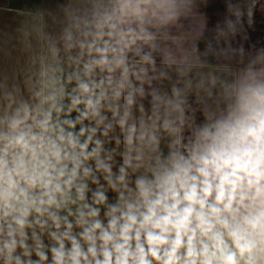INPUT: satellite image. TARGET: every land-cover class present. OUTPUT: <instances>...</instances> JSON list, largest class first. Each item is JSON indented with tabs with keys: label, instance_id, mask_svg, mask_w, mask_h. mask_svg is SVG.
<instances>
[{
	"label": "clouds",
	"instance_id": "clouds-1",
	"mask_svg": "<svg viewBox=\"0 0 264 264\" xmlns=\"http://www.w3.org/2000/svg\"><path fill=\"white\" fill-rule=\"evenodd\" d=\"M257 3L211 36L197 0L36 13L0 69V264H264V47L230 42Z\"/></svg>",
	"mask_w": 264,
	"mask_h": 264
},
{
	"label": "rangeland",
	"instance_id": "rangeland-1",
	"mask_svg": "<svg viewBox=\"0 0 264 264\" xmlns=\"http://www.w3.org/2000/svg\"><path fill=\"white\" fill-rule=\"evenodd\" d=\"M207 1L209 2V0ZM214 1L217 2L216 4L224 2V0H212V2ZM66 2L67 0H0V69L11 73L17 67L18 62H23L24 56L20 52L21 45L19 41L23 38V32L30 31L32 25L36 22L34 20L36 13L43 12L44 18L49 25V30L55 31L56 25L53 20L62 15L58 5ZM3 6H9L10 9H6ZM208 14L210 16L213 15L212 13ZM243 21L249 25L246 15ZM252 21L250 24L254 28L260 30L261 33L264 32V0H258ZM252 25H249L250 30L248 29V32L243 37L255 35L254 31L257 32V30L251 28ZM207 35L210 36V33L208 32ZM246 40L251 46L255 47L257 45L255 41L253 44L250 39H241L240 47L245 45L244 41ZM6 53H11V55L7 56Z\"/></svg>",
	"mask_w": 264,
	"mask_h": 264
},
{
	"label": "crops",
	"instance_id": "crops-1",
	"mask_svg": "<svg viewBox=\"0 0 264 264\" xmlns=\"http://www.w3.org/2000/svg\"><path fill=\"white\" fill-rule=\"evenodd\" d=\"M217 2H212V0H209V2L207 0H197V8L195 9L197 16L196 19L199 20H203L206 25H207V30H206V34H208V32L210 33V36L212 35V33L208 30H211L215 24L219 21H222V17H224L223 13H225V6H224V2H221L222 4H216ZM220 3V2H218ZM6 9H10L9 6H3ZM208 13H212L213 15L210 16ZM249 25H252L249 23ZM247 23H245L244 21H242L241 25H238V30L237 33L234 37L230 38V42L233 48L235 49H239L240 47V40L241 39H250L253 44L255 41V44H257L255 47L251 46L250 43L246 40L245 45L243 46L244 49V55L240 56L238 53L235 57V59L233 60V64L234 66H237V61H239V66H242V64L246 63L247 60L250 58V53L254 54L256 49L264 47V32L261 33L260 30H257L256 28H254V26L252 25L251 28L257 30L254 31V36L252 37H243L248 31V29L250 30V26ZM203 43L201 45V50H203Z\"/></svg>",
	"mask_w": 264,
	"mask_h": 264
}]
</instances>
